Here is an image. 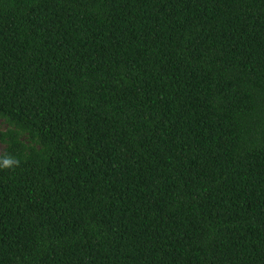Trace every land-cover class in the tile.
Returning a JSON list of instances; mask_svg holds the SVG:
<instances>
[{
    "label": "trees",
    "instance_id": "1",
    "mask_svg": "<svg viewBox=\"0 0 264 264\" xmlns=\"http://www.w3.org/2000/svg\"><path fill=\"white\" fill-rule=\"evenodd\" d=\"M0 264H264V0H0Z\"/></svg>",
    "mask_w": 264,
    "mask_h": 264
},
{
    "label": "clouds",
    "instance_id": "2",
    "mask_svg": "<svg viewBox=\"0 0 264 264\" xmlns=\"http://www.w3.org/2000/svg\"><path fill=\"white\" fill-rule=\"evenodd\" d=\"M18 165L19 164V161L12 158V157H7L5 159H3L2 162H0V167H3V168H10L12 167L13 165Z\"/></svg>",
    "mask_w": 264,
    "mask_h": 264
},
{
    "label": "rangeland",
    "instance_id": "3",
    "mask_svg": "<svg viewBox=\"0 0 264 264\" xmlns=\"http://www.w3.org/2000/svg\"><path fill=\"white\" fill-rule=\"evenodd\" d=\"M0 127H2V128H6V126H4L1 122H0ZM2 150H3V146H0V152H2Z\"/></svg>",
    "mask_w": 264,
    "mask_h": 264
}]
</instances>
